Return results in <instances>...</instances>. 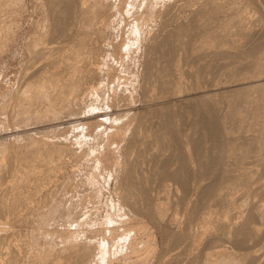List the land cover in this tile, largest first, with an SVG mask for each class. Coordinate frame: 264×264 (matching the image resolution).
Wrapping results in <instances>:
<instances>
[{"label":"bare ground","instance_id":"1","mask_svg":"<svg viewBox=\"0 0 264 264\" xmlns=\"http://www.w3.org/2000/svg\"><path fill=\"white\" fill-rule=\"evenodd\" d=\"M14 1L0 0V13ZM44 2L49 25L47 23L48 29L44 28L42 32L43 45L34 47L32 39L24 42L27 43L26 50L30 60L37 63L31 64L36 70L33 69L29 74L22 67L21 70L25 72L23 76V72H20V75L26 78L21 80L29 82L21 85L18 83L22 81L17 79L19 82L14 87L15 90H12L11 98L19 103L27 102V106L34 105L33 108L39 105L38 109L44 108L52 116H57L62 110L63 113L68 111L72 101L76 103L80 98V89L85 84L89 85L91 91L100 88L93 84L95 79L102 81L104 78L97 77L103 74L94 68L95 44L101 48V42L107 40L104 31L108 19L115 14L121 16L124 6L115 2L117 6H113L114 10H108L105 5H101L103 0ZM127 3L132 8L140 6L135 1ZM110 11L113 12L109 14ZM150 16L155 21L158 20L153 25L155 29L151 30L152 33L148 32L150 34L147 36L140 28H134L140 39L139 45H142V41L145 42L143 48L137 45L143 50L140 96L133 93L136 86L130 80L127 81L130 87L125 85L124 90L121 89L118 93H115L116 89L113 90L111 101L120 106V110L113 115L117 123H112V131L104 128L105 135L101 140L105 141L106 147L110 141L118 140L117 137L123 141L121 163L119 162L121 171L114 177V196L110 199L114 209L109 212L106 221L108 228L104 231V234L109 232L111 241H116L117 236L119 241L112 246L114 243L106 235L93 243L69 241L67 247L38 264H89L91 254L98 253L102 259L111 246L115 248V252L122 253L115 262L117 264H264V0H145L140 11H137L136 19L149 20ZM1 22L0 33L3 36L7 34L9 24L4 23L5 26ZM2 40L3 37L1 43ZM127 44L124 52L126 55L131 47ZM58 47L59 54H54L53 50ZM100 55L101 65H106L104 54ZM134 58L136 57L130 59ZM114 59L118 60L116 56ZM128 61L129 59L124 61L126 64L122 63V66L134 72L135 62L128 66ZM25 99L27 101L23 102ZM139 104L142 106L139 107ZM11 108L9 114L12 117L14 111ZM127 131L128 135L125 137ZM60 132L58 133L62 134ZM38 137L30 139L28 146L24 145L27 146L26 160L19 156L20 152L17 154V149H13L15 139L14 144L10 140L13 145L8 143V149L2 152L6 161L3 162L4 169L0 166V170H4L0 176L6 172L13 176L16 167V171L21 174H14V180L16 176L25 177L20 182L15 181L17 183L12 186L6 183L5 186L3 182L6 178L2 177L5 180H0V188L7 192L11 188L12 192L17 188L23 190L29 186L27 177L32 176V181L28 179L31 184H34V179L41 178L37 177L34 165L37 162L40 165L39 161L43 157L40 155L44 152L56 153L55 143L58 142L54 141L55 145L48 146L43 144L42 139L45 138ZM74 141L78 142V138ZM117 143L115 146H119L120 143ZM112 146L114 147L113 144ZM85 151L81 149L79 153L76 152L72 161L84 157L87 154ZM42 165L44 167L46 164L42 162ZM118 165L116 163L114 167ZM63 174L65 173L58 174L59 178ZM7 175L4 174L5 177ZM51 183L52 180L50 185ZM49 188L53 190L51 186ZM30 189L27 188V191ZM54 190L56 191L55 187ZM52 193L54 194L52 191L51 198L49 197L51 201ZM5 195L0 198H5ZM11 196L9 199L13 197ZM44 196L47 197L45 193ZM8 197L1 199L5 202L0 200V221L6 218L3 212L7 211ZM11 200L14 202L12 198L10 203ZM41 200L40 203L44 201ZM50 200L48 199L49 202ZM42 205L45 206L44 203ZM9 207L15 208L11 205ZM9 212L7 213L10 214ZM21 217L20 219L24 215ZM1 228L0 263L24 264L20 256L23 254H19L21 249L18 251L13 239L10 241L13 237L5 241L6 227ZM24 229L26 227L22 231ZM77 231L79 230L72 229L54 233L66 241L72 236L80 235ZM17 236L19 240V233ZM22 258L24 259L23 256Z\"/></svg>","mask_w":264,"mask_h":264},{"label":"rangeland","instance_id":"2","mask_svg":"<svg viewBox=\"0 0 264 264\" xmlns=\"http://www.w3.org/2000/svg\"><path fill=\"white\" fill-rule=\"evenodd\" d=\"M132 1H135L136 3L139 2L140 3L139 7L141 9L142 2H144L145 0H128V1L127 0H117V1L116 0H103V2H101L102 6L105 5L106 8H109L108 10H111V9L114 10L113 6L116 7L118 2H119V4L121 3L120 6L121 5L124 6V9L122 10L123 13L121 16L118 14H115V15H111L110 18L108 19V23L105 25L106 28L104 31V34L107 37V40L104 39L101 42L102 43L101 48L97 47L98 46L97 43L95 44L96 54H94L95 58L93 57V60L95 59L96 65H95V67L92 65L91 66L94 67L95 70L101 71V75L103 74V76H97V77H99V78L104 77V78L102 81H98L99 79L98 80L95 79L93 84H95V86L97 88L98 87H100V88L95 89L94 91H91L90 88L88 87L89 85L85 84L82 87V89H80L79 96L81 99L79 98L78 100H76V103H74V101H72V103L70 104V109L64 113L62 110V112L60 114H58L57 116H56V114H54L52 116V113L46 112V109H44V108L42 109L40 107L42 110H40V108L38 109L39 105H38V107H37V105H35V108H33L34 105L33 106H31V105L27 106L28 103L26 102L27 101L26 99L23 100V102H26V103H22V102L19 103V101L17 100V102L19 103L18 104L15 100H12V98H11V95H12L11 93L15 90L14 87H16L17 82H19L17 79L22 81V83L21 82L18 83L21 85L29 82V80H27L26 82L24 80H21V78L22 79L26 78V77H22L24 75V72H25L24 70L28 71V73L29 72L31 73V72H33V69L35 68L33 65L31 67V64H33L34 61L32 59H31L32 61L30 60V55H28L29 54V53H27L28 50H26V48H27L26 44L27 43H24V42L25 41L29 42L28 40L32 39V41H33L32 44L34 47H41L43 45L42 42H43L44 38L41 37V36H43L42 32L44 30L48 29L47 23L49 25V21L47 20V12H46V10H44L46 8V6L44 5L45 4L44 0H15L14 2L11 3V5L8 4V6H6L4 8L3 13H0V14H2V15H0V17H1L0 22L2 21L1 23H3V24L5 23L6 25L9 24L8 25L9 26L8 31H6L7 34L1 36V33H0V38L2 39V37H3V40H2L3 42L2 43L0 42L2 45V46H0L1 47L0 50H2V51H0V53H1L0 54L1 55L0 56V153H1L0 155L2 156V154H3L2 152H4L5 149H8V143H10L9 145H11V146L14 144L13 139H15V145H14L13 149L14 148H15V150L17 149L18 153L16 151H15V153L19 154V152H20L19 156L21 155L20 157H22V158H24L26 156L25 148L28 146L27 144L29 143V140L34 138V137L37 138L39 136L38 137L39 139L45 138V139H42L44 145L46 144V145L50 146V145L56 144V146H57V148L55 150L56 153H52L54 151H51V153H50V151H48V152H44L46 154V156L44 153H43V155H40V156H43L39 161L40 165L37 162V164L34 165L35 167L33 169H35V168L37 169V170H35L37 173L36 175H37V177H41V178L39 180H38V178H36V180L33 178L34 179V181H33L34 184L32 183L33 185L28 180L32 176H30V177L26 176L27 177V184L29 186H27L23 190L17 188L16 191L14 190L15 192L13 191L14 195L11 194L12 188L10 189L11 192L8 190V192H10V193H8L6 190L2 189V187L0 188V191L2 190L1 191L2 195L0 194V197L1 196L4 197V195L7 193L5 195L6 197L0 198V200L1 199H4V200L7 199L8 194H10L9 197L12 195L13 197L12 196L11 197L14 199L13 200L14 202H12V200H11V203H10V199H12V198L9 199V197H8V200H6V202L9 201L8 202L9 205H6L8 203L4 204V205H6V207L8 206V208H9V210H8V208H6L7 209V211L5 212L6 215L8 214L7 212H9L11 209L12 210L9 212L11 215L8 214L7 216L3 212V215L7 219L4 218V216L2 215L5 220L0 221V222H3L0 224V228L2 227L4 229V226L6 227L5 228L6 237L8 236V238L6 239V237H5V241L10 239L9 237H13L10 239V241H12V239H13V242L16 245L18 251L21 249L22 253L19 251V254H23L20 256H21L22 261L24 260V264L25 263L31 264V262H33L32 264L40 263L46 257L49 258V257L53 256L57 251L59 252L62 249H64L65 247H67L69 245V241L70 242L82 241L83 243H88V242L93 243V241L100 239V237L104 236V235H106V237L109 238L111 243H114L112 246H115V244H116L115 242L119 241L118 236L116 237L117 239H115L116 241H114V242H113V240L111 241V237H109L111 235L109 234V232L107 231V233L105 232V234H104V231H106V229L108 228V226H107L108 224H106V221L108 220L109 212H112L114 209L111 206L110 199H112L111 197L114 196V184H115V180H116L114 177L115 176L117 177V174L120 173V171H121V165H120V163H121V145H122L123 141H121L120 138L117 137L120 144L117 143L118 140H116L117 142L115 140H112L109 142L110 144L108 145V147H106L107 145H104L105 141H101V140L103 139V137L105 135V133H104L105 129L104 128L110 129L112 131V128H113L112 123L113 124L117 123L114 121L113 115L116 114L118 110H120L119 109L120 106L117 105V103H115V105H114V103L111 101L113 90L116 89L115 93H118L119 90H121V89L124 90L125 85L130 87L131 85L127 84L128 83L127 81L130 80V81H133V83L135 82L134 85L136 86V91L135 92L133 91V93L134 94L136 93L135 96H140L139 87L143 81L142 74H141L142 69L140 68V67H142L141 64L143 63V53H142L143 50L141 51L140 48H143L145 42L142 41L141 42L142 45H139L140 39H139L138 34L134 32V28H135V30H139V28H140L142 30V33L144 35L148 36L155 29V27H153V25H155L154 23L158 22L157 19L155 21V18H153L154 19L153 20L152 16L148 17L149 20L143 19V18L136 19L137 11L139 12L140 9L138 6L137 7L134 6L132 8L130 6V4L127 3V2L131 3ZM115 2L117 4H115ZM9 10L12 12V14H11V12L9 13ZM126 10H128L129 13H127ZM14 12H15V14H14ZM111 12H113V11H110L109 14H111ZM116 12L119 13L118 11H116ZM2 16L4 17L3 19H2ZM132 19H134V20H132ZM127 20H128V23H126ZM136 22H137V24H136ZM147 22H149V23L146 24ZM32 23H34V25H36V26L34 27ZM127 24H128V26H127ZM14 29H16V30H14ZM33 29H35V30H33ZM40 29H41V31H40ZM0 32H1V30H0ZM112 32H113V35H112ZM148 32H150V33L147 34ZM13 34H14V36H13ZM30 35H31V37H30ZM144 35H143V40L145 39ZM113 36H115V37H113ZM53 43L54 42H52V44ZM127 43L130 44V46H131L129 49L128 55H126L124 53V52H126L125 47H126ZM115 44L117 46H115ZM137 45L140 46V48ZM24 48H25V50H24ZM53 52H54V54H59V52H60L59 47L57 49H54ZM101 53L104 54V58L107 61L106 65H103V66L100 63L101 59L99 58V56H101L100 55ZM112 55H113V57H112ZM26 56H28L29 58H27ZM115 56L118 58V60L114 59ZM134 56L136 58L130 59ZM26 59L30 60V62L27 63L28 60L26 61ZM113 59H114V61H113ZM128 59H129L128 64H127L128 66L130 65L129 63H133V61L135 62L134 72H130L128 70V68L124 67V65L126 64V62H124V61H126ZM138 60H139V62H138ZM25 62L27 64H25ZM119 62H121V63L119 64ZM34 63H36V62H34ZM122 63H124L123 66H122ZM139 63H140V65H139ZM26 65H27V68H29V66H30V68L29 69L25 68ZM34 65H37V63ZM110 65H111V68H110ZM112 66H113V68H112ZM114 66H116V67L118 66V67L116 68ZM22 67L24 68V70H21V69H23ZM99 68H101V69H99ZM115 68H116V70H115ZM124 69H126V71H122ZM34 70H36V69H34ZM20 72H23L21 74L22 76L20 75ZM109 77H110V79H109ZM108 80H110V81L108 82ZM137 80H139V81H137ZM96 84H98V85H96ZM110 85H111V87H110ZM106 86H108V88ZM11 100L15 101V104H14V102H11ZM9 101H10V103H13V104L10 105ZM80 102H83V103H80ZM13 105H15V107ZM3 106L4 107L6 106V107L4 108ZM18 106H20V107H18ZM26 106H27V108H26ZM141 106L142 105L139 104V107H141ZM10 107H12L11 108L12 112L14 111V114L13 113H12L13 115L11 114L12 117L9 114L10 113ZM13 107L17 110V112L15 109H13ZM72 109H74V110H72ZM34 110H35V112H34ZM41 113H43V114H41ZM15 114L17 115V117ZM14 115H15V117H13ZM110 115H111V117H110ZM108 116L110 117V119L106 118ZM57 131L58 132L61 131L62 134H59ZM33 133H35V134L33 135ZM57 133H58V135H57ZM44 134L47 136H45ZM40 135H41V137H40ZM56 135H57V139H56ZM127 135H128V131L126 132L125 137H127ZM60 137H63V138H60ZM18 138H19V140L17 141ZM76 138H78V142L74 141ZM10 140L13 142V144L10 142ZM16 141L18 142V144L16 143ZM45 141H46V143H44ZM54 141H57L58 143H55ZM59 142H62L61 143L62 145L59 144ZM76 142L78 143L79 146L77 145ZM51 143H53V144H51ZM116 143L119 144V146H115ZM57 144H59V145H57ZM66 144H68V145L66 146ZM112 144L114 145V147L112 146ZM24 145H27V146H24ZM81 147H83V148H81ZM96 148H98V149H96ZM104 148H106V149L104 150ZM57 149L60 151H58ZM81 149H85L86 150L85 152L87 154L84 157H82V156H81V158L78 157V159L80 158L79 160L72 161L73 155L76 152L79 153V151H81ZM92 149L93 150L95 149V150L93 151ZM20 150L25 154H23ZM22 155H24V156H22ZM26 157L23 160H26ZM0 158H1L0 166H2V168L4 169L5 163H3V162L6 161V160H4L6 157L2 156ZM44 160H46V161L44 162ZM115 160L118 162H115ZM76 161H77V163H76ZM42 162L46 164L44 167H42L44 165V164L42 165ZM116 163L119 164L118 165L119 167L118 166L114 167ZM50 164H52L51 167H50ZM47 165H48V168L46 169L45 167H47ZM25 166L26 165H24V168H25ZM38 168H40V169L38 170ZM16 169L17 168L15 167V169H14L15 172L13 170L14 174L16 175L18 173V175H20L21 173L17 172ZM114 169H116V172H113ZM49 170H50V172H48ZM2 171H4V170H0V174H2ZM63 172L65 174L60 175L61 178H59L58 174H62ZM9 173H10V171H9ZM4 174L7 175V172ZM4 174L2 175V177L6 178L7 181L5 179H3L1 176H0L1 177L0 180H2V182H3V180H5V182H3V184L5 186H6V184H9V186H12L13 184L15 185L17 182L22 181L23 178L25 177L24 175L23 176H16V180H14L15 179L14 174H13V176H10V174H11L10 173L6 177L4 176ZM41 174H42V176H41ZM52 175H53V177L50 178V176H52ZM8 177H10V178L8 179ZM44 177H45V180H44ZM57 178H59V179H57ZM53 179H54V181H57V182L54 183ZM13 180H14V182H13ZM47 180H48V182H47ZM51 180H52V183L50 185ZM15 181H17V182L15 183ZM28 181H29V183H28ZM37 181L40 183L38 184ZM103 181H104V184H103ZM36 184H38V185H36ZM52 184L54 185L53 187H52ZM55 184L58 187V189L55 186ZM4 185H3V187H4ZM44 185H46V186H44ZM48 185L51 186V188H53V190L50 189ZM31 186H33L32 189H30ZM54 187H55L56 191L54 190ZM27 188L30 189L31 192L29 190L27 191ZM67 189H68V191H67ZM24 190H25V192H23ZM42 190H44V191H42ZM52 191L54 192L55 195L53 193L52 194L54 196L51 194V196L53 197L52 201H51L50 200V198H51L50 193ZM98 191H99V193H98ZM2 192H4V195ZM17 192H19L20 194H18ZM44 193H45V195H47V197H46L47 199L45 198ZM16 194H18V195H16ZM41 194H43L44 198ZM31 195H32V197H31ZM21 196H22V198H21L22 200L20 199ZM17 198H18V200H17ZM25 199L26 200L28 199L29 201L28 200L26 201ZM48 199L50 200V202L48 201ZM80 199H81V201H79ZM85 199H87L86 200L87 202L85 201ZM4 200L3 201L1 200V202H5ZM40 200L41 201L44 200V201L40 203ZM25 201H26V203H24ZM45 201H47L48 203L46 202L47 203L46 204ZM92 201H93V203H92ZM1 202H0V204H1ZM18 202H20V203L18 204ZM30 203L31 204L33 203V204L30 205ZM43 203H44V205L45 204L46 205L43 206L42 205ZM89 203H90V205H89ZM10 205L14 206L15 208L9 207ZM16 205L18 206V209H17ZM40 206H43V207H40ZM13 209H14V211H13ZM16 210H17V213L15 214ZM24 211H26L27 213H25ZM28 211H29V213H28ZM23 212L25 214H22ZM26 214L28 216H26ZM20 215H22V217L24 215V217L22 218ZM85 215H87V216L84 218ZM10 217H11V219H10ZM20 217L22 219H20ZM1 218L2 217L0 216V219ZM26 218H27V220H26ZM82 218H84V219H82ZM12 219H13L14 223H13ZM7 220H8V223H7ZM22 220H23V222H22ZM9 221L10 222L12 221L11 222L12 224ZM94 221L96 223H94ZM104 222H105V225H104ZM9 223H10V225H9ZM20 223H22V224H20ZM20 227H21V230H20ZM22 227L23 228L26 227V229H24L22 231V229H23ZM7 229H9V230L11 229L10 230L11 233L9 230L7 231ZM72 229H76V230L78 229L79 231H77V233H80V235H78L76 237L72 236L71 238H69L66 241L64 240L63 237H59V236H57V234L54 233L57 231L68 232L69 230H72ZM8 232H9V235H7ZM24 232H26V233H24ZM18 233L20 235L19 240H18V236H17ZM28 233H29V235H28ZM40 233H41V235H40ZM15 234H16V237H15ZM81 236H83V237H81ZM22 237H23V240H22ZM21 243H22V245H21ZM112 246H111V248L113 249V251L110 247L107 248L106 253H105L106 255H104L102 258L104 261H102V259H100V255L98 253H96V255H94V253H93V255L91 254V256L89 258V264H117L115 262H117L116 260L118 259V257L122 256V253H120V251L115 252V248ZM124 249L126 250L128 248L126 247ZM95 252H96V250H95ZM110 255H112V256H110ZM22 256L24 257V259L22 258ZM111 257H112V259H111ZM27 260L30 263H28ZM92 261H94V262H92ZM0 264H2V263H0ZM123 264H125V263H123ZM145 264H147V263H145Z\"/></svg>","mask_w":264,"mask_h":264}]
</instances>
